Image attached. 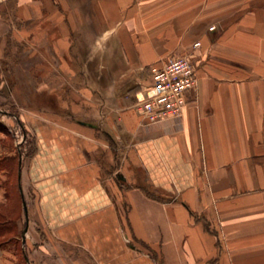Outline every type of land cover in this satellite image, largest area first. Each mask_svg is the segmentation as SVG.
Segmentation results:
<instances>
[{"label": "crops", "instance_id": "1", "mask_svg": "<svg viewBox=\"0 0 264 264\" xmlns=\"http://www.w3.org/2000/svg\"><path fill=\"white\" fill-rule=\"evenodd\" d=\"M87 12L102 19L112 78L99 85L96 65L92 116L48 139L46 223L19 218V252L0 232V264H264V0H96ZM81 13L0 0V44L27 70L41 45L46 76H67ZM181 55L198 83L180 117L150 123L114 99L117 81Z\"/></svg>", "mask_w": 264, "mask_h": 264}, {"label": "rangeland", "instance_id": "2", "mask_svg": "<svg viewBox=\"0 0 264 264\" xmlns=\"http://www.w3.org/2000/svg\"><path fill=\"white\" fill-rule=\"evenodd\" d=\"M56 1L72 7L82 5V26L79 34L74 39H68L71 43L76 42L70 46L67 54V76H46L48 62L41 45L35 44V48L40 49V55L34 62V70H27L22 66L28 63L23 61L25 54L21 53L17 57V46L11 44L9 37L0 44L3 54L0 62V187L5 197L0 208V224L3 220H9L6 225H0V232L3 235L1 240L18 236L13 239L18 252L21 242L20 228L22 230L24 227L23 224L19 226V218H24L27 212L34 214V220L31 221L34 229L41 228L46 223V220H39L37 214L46 212V188L42 183L48 177V139L56 135L53 137L58 140V135L65 132V122L74 121L73 118L92 116V95L88 86L95 84L96 65L104 74L99 85L105 87L112 78V72L110 69L107 71L109 65L105 60V32L98 27L102 19L91 18V13L87 12L96 0ZM37 37L46 45V37ZM20 46L22 49L21 44ZM26 46L28 49V45ZM101 59H104L103 62ZM109 64L114 65L116 78L118 75H126L128 67L124 60L115 57ZM46 84L52 87L46 88ZM116 85L120 90L115 93L114 99L124 100L136 111L135 94L150 85V77L142 69L135 78L125 76ZM102 94L105 99L107 96L112 97L110 93ZM24 202L28 211H25Z\"/></svg>", "mask_w": 264, "mask_h": 264}, {"label": "built area", "instance_id": "3", "mask_svg": "<svg viewBox=\"0 0 264 264\" xmlns=\"http://www.w3.org/2000/svg\"><path fill=\"white\" fill-rule=\"evenodd\" d=\"M198 46L199 42L193 44ZM197 83L195 64L189 55L152 64L150 85L135 94V110L150 123L180 117L187 101L186 93Z\"/></svg>", "mask_w": 264, "mask_h": 264}, {"label": "trees", "instance_id": "4", "mask_svg": "<svg viewBox=\"0 0 264 264\" xmlns=\"http://www.w3.org/2000/svg\"><path fill=\"white\" fill-rule=\"evenodd\" d=\"M8 222H9V220H8V219H6V220H3V221H2V224H0V225H6Z\"/></svg>", "mask_w": 264, "mask_h": 264}]
</instances>
